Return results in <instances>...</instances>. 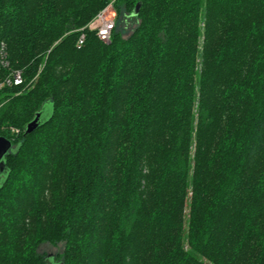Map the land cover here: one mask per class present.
<instances>
[{"label":"trees","instance_id":"trees-1","mask_svg":"<svg viewBox=\"0 0 264 264\" xmlns=\"http://www.w3.org/2000/svg\"><path fill=\"white\" fill-rule=\"evenodd\" d=\"M2 43L0 264H264V0H0Z\"/></svg>","mask_w":264,"mask_h":264},{"label":"built area","instance_id":"built-area-1","mask_svg":"<svg viewBox=\"0 0 264 264\" xmlns=\"http://www.w3.org/2000/svg\"><path fill=\"white\" fill-rule=\"evenodd\" d=\"M116 19L117 14L113 10L112 4L104 8L93 20L92 22L87 26L88 30L91 32L96 33L99 40H101L104 43H109L112 39V34L116 28ZM86 35L82 34L79 41H78V47H82L85 43ZM4 55V45L3 43L0 44V58L2 59V65L7 66V63L5 59H3ZM12 81L16 85H20L23 83V78L21 73L16 72L13 74V79H7V83L11 84ZM1 87V84H0Z\"/></svg>","mask_w":264,"mask_h":264},{"label":"water","instance_id":"water-1","mask_svg":"<svg viewBox=\"0 0 264 264\" xmlns=\"http://www.w3.org/2000/svg\"><path fill=\"white\" fill-rule=\"evenodd\" d=\"M142 7V3H138L135 7L132 17H138L140 10ZM52 107L51 105H46L44 109L37 113L34 120L31 121L25 131V135H29L33 133L36 129H38L42 124L47 122L50 117L52 116ZM15 149L13 147V143L11 140L7 139L6 137L0 136V187L6 181L8 175V169L6 166V156L13 152ZM54 256L50 255L48 258V262L51 264H61V263H54Z\"/></svg>","mask_w":264,"mask_h":264},{"label":"rangeland","instance_id":"rangeland-1","mask_svg":"<svg viewBox=\"0 0 264 264\" xmlns=\"http://www.w3.org/2000/svg\"><path fill=\"white\" fill-rule=\"evenodd\" d=\"M110 4H112L113 10L117 14V20H118V24H119L117 30L122 32L123 37L128 36L134 30V28L136 26V22H134L132 19H130L128 21H123L121 19V16L119 15V13H117V8L114 6L115 3L112 2ZM12 133L14 135H20L21 131H20V129H12ZM64 249H65V245L63 243L59 244L56 247L51 246V245H44V246L41 247V252H47V253H50L52 256H55V255H58L60 253H63Z\"/></svg>","mask_w":264,"mask_h":264}]
</instances>
